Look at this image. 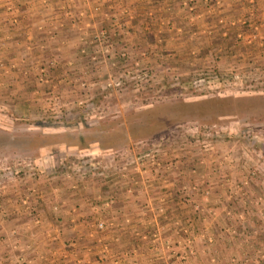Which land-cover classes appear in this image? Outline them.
Wrapping results in <instances>:
<instances>
[{"label":"rangeland","instance_id":"374dc122","mask_svg":"<svg viewBox=\"0 0 264 264\" xmlns=\"http://www.w3.org/2000/svg\"><path fill=\"white\" fill-rule=\"evenodd\" d=\"M112 1L110 13L102 0L92 11L115 24L93 28L71 0L58 4L66 22L41 25L51 39L66 25L81 27L88 38L78 52L89 69L76 71L66 59L26 62L22 49L7 52L25 0H0V187L17 195L19 220L41 223L32 199L39 189L48 220L56 212L74 224L75 210L91 224L80 233L92 244L83 250L68 239L62 259L84 253L100 264H136L140 251L120 246L129 233L144 242V264H250L237 250L264 264V0H242L235 12L223 0H183L180 24L165 3L153 22L172 43L160 37L156 58L145 46L128 50L134 8ZM122 200L142 202L139 228L125 229ZM183 204L188 215L172 217ZM107 225L118 229L106 233ZM224 237L237 244L217 245Z\"/></svg>","mask_w":264,"mask_h":264},{"label":"crops","instance_id":"0c3cea01","mask_svg":"<svg viewBox=\"0 0 264 264\" xmlns=\"http://www.w3.org/2000/svg\"><path fill=\"white\" fill-rule=\"evenodd\" d=\"M74 1H76L75 3L78 4V8H82V7L85 8L87 18H85L86 20L84 19V21H87L88 25L91 24L93 28H95V25L96 26L107 25L109 24L110 20L114 24L117 21L114 20L112 18L113 16L111 17L110 14L108 15L107 19H105L103 18V15L92 11V4L98 0H74ZM102 1L107 2L106 5H108L109 7L108 11L110 13V9H112L113 7L112 5H115V3H113L112 0H102ZM125 1L127 5L129 3L134 8V17L131 23L129 21L126 23L127 27L128 26L132 27L130 29L131 32H126L123 35L128 50L130 49L132 52H134L135 50H137V48L145 46L148 48L149 52L154 53L156 58V54L160 52L159 50L160 47L158 46V43L160 42V37L161 38L167 37L166 38L167 44L172 42L170 41V39L168 40V37L170 38V36L168 35L163 36L162 35L163 33L161 35L159 34L158 26L153 21H156L157 18L161 16L160 13L161 7L166 3L167 8L165 7L163 10L165 15L167 17L168 16L172 17V15L174 17L177 16L176 21L178 24L184 22L183 19H185V15H183L184 12L182 10L183 0H125ZM197 1H199L198 2L199 6L202 7L201 6L202 0H197ZM241 2L242 0H223V8H225L224 10H232L233 12H235L238 10V7L241 6L240 5ZM22 4L17 5V12L20 18L22 19V24L14 31V33H12L10 42L7 44L8 46L7 52L15 53L14 55H18L19 50L22 49V51L25 52L24 57L30 54L28 58L26 57V62H31L33 58H36L38 56H42V58L43 56L45 58L52 56V57H56L58 62L60 61V59H66V63L64 64H70V68L71 69L73 68L76 71L78 69L82 70V68L84 70L89 69V67L86 66V64H84L86 63V61L84 62L83 60H81V57L79 56V52L81 51L79 49H81L82 43H87V38H88L87 36L84 37L85 33H83V31H80L81 30L80 26H77L78 30L72 29L71 31L70 27L66 25L64 29L61 31V34L56 35V38L54 39L53 38L51 39L49 37L46 29L41 28L43 26L42 24L45 25L50 20H54L55 22V20L61 19L66 22V18L62 15L61 9L58 8V4H64L66 6H69L71 4V0L70 1L69 0H28V1L25 0V3L22 2ZM241 8L243 9L242 6ZM150 12H153V15L155 17L154 20L149 16L148 13ZM178 16H181V18ZM76 19L77 18L75 17L74 21ZM200 22H202V20H200ZM79 25H81V23ZM147 33H150L151 41H147ZM179 47L180 46H176V45L173 47L177 53L180 52ZM91 63L93 66L91 65L90 66L95 68L97 64L93 62ZM99 65L102 66V64ZM29 189L32 188L30 187ZM12 190H13L12 187H9V185L8 187L7 186L0 187V264H20L17 261L18 257H20L27 264H60L62 260H66L68 264H100L97 260H95L91 256L87 258V256H85L86 254L84 253L80 254L82 257H80L79 255H75L72 256L69 260L62 259L60 257L61 251L64 250V245L66 243H69L68 239L77 240V242H79L78 245L80 249L82 247L83 250L87 244L88 245L92 244L91 240L85 235L86 233L84 234V236H82L83 234L81 235L80 233L81 228L87 229L88 231L89 225H91L87 222L88 216L83 217L82 220H80L78 216L79 214L77 215V211L73 210L71 214H76V219H77V222H75L74 224H71L69 222H67L68 224L65 223L63 219L60 218L61 216H59V214L56 212H55V215L57 216V217L55 216L56 220L55 221L52 220L51 217L50 220H48L47 219L48 216L46 215V210L42 208L43 206L42 198L45 192L43 193L42 192L43 190L39 191V189L37 190L32 189L33 192L37 194V197L34 196L33 198L32 197L31 198L34 201L36 199V202H38L36 215L37 217H39V222L41 223L40 224L36 223V221L32 222V219L29 218L26 221L23 220L20 221L19 220L20 214H23V212L20 209V206L16 205V202H18L19 199L17 195L15 196ZM81 197L82 195L79 196V199H81ZM138 198L140 199V197H136V199ZM139 201L140 200H136V201L134 200L133 202H128L126 200H122L119 203L118 214L126 215L128 216L127 218H130V220L128 219L129 222L125 225V229L134 230L140 227L138 225L137 220H138V215L140 214L139 213L140 211L138 209L142 205V202L140 201L141 204L139 205L138 203ZM73 206L76 207V205ZM76 208L78 209V213H80L79 207L77 206ZM52 210L53 209L50 206V211L53 213ZM62 210L63 208L61 206L59 212L61 213ZM170 210H171L170 215L172 217L179 215L185 217L186 215H188V212H190V209L186 207H184L183 209L175 208V211L174 208L171 207ZM113 228L114 227L107 225L106 233L110 232ZM67 229L70 230L71 232L63 235V231ZM115 229L118 228L115 227L113 231H115ZM45 232L46 233L52 232L51 233L52 238L49 236L46 237L44 234ZM84 238L86 239L84 240ZM82 240L83 242H80ZM225 240H231L232 244L236 243L232 237H224L223 239L221 238L220 242L218 241L217 245H223ZM131 244L132 246H135L134 248L136 249L137 255L139 253L138 250L140 251L139 255L141 257H139V259L136 260V264H144L145 259L142 257L141 254V250H143V245H144L142 238L137 239L135 237L130 236L129 233L123 235V238H121V245H120L121 248H124L125 250H129ZM199 246L200 247L202 246L201 240H199ZM236 253L237 254L239 253V257L241 256L240 258L250 257V264H254V259L252 258V254L248 256L246 253L239 250H237ZM217 259H218V255H217ZM81 260L83 262H81ZM218 261L220 263L224 262V264L230 263L227 257H224L223 259H220ZM189 264H196V261L192 260Z\"/></svg>","mask_w":264,"mask_h":264},{"label":"built area","instance_id":"2783aa9c","mask_svg":"<svg viewBox=\"0 0 264 264\" xmlns=\"http://www.w3.org/2000/svg\"><path fill=\"white\" fill-rule=\"evenodd\" d=\"M105 33H106L105 30H100V31H98V32L95 31L94 33H90V34H89V37H91V38H89V39H90L91 44H94V43H96V42H99V39H100ZM106 50H108V49H106ZM81 52H85L83 48L81 49ZM98 226H102V223L100 222ZM19 259L22 260L21 258H19ZM60 264H68V263H67L66 260H62V261L60 262Z\"/></svg>","mask_w":264,"mask_h":264}]
</instances>
